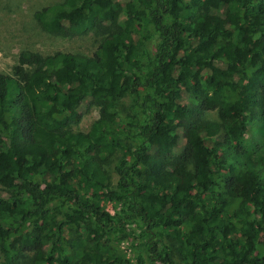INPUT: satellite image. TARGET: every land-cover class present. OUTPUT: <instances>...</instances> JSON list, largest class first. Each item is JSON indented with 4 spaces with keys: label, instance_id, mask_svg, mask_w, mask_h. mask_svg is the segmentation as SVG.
<instances>
[{
    "label": "trees",
    "instance_id": "trees-1",
    "mask_svg": "<svg viewBox=\"0 0 264 264\" xmlns=\"http://www.w3.org/2000/svg\"><path fill=\"white\" fill-rule=\"evenodd\" d=\"M33 19L100 39L0 72V264H264V0H62ZM84 107L98 117L74 132Z\"/></svg>",
    "mask_w": 264,
    "mask_h": 264
},
{
    "label": "rangeland",
    "instance_id": "rangeland-1",
    "mask_svg": "<svg viewBox=\"0 0 264 264\" xmlns=\"http://www.w3.org/2000/svg\"><path fill=\"white\" fill-rule=\"evenodd\" d=\"M62 0H0V72L9 74L20 51L28 50L42 55L55 52L79 53L90 56L98 45L100 37L98 32L88 33L84 36L55 37L41 31L33 19V13L40 8L60 3ZM128 99L122 98L119 102L120 110H126ZM81 118L71 126L74 132L86 133L98 117L94 107L80 109ZM213 116V114L211 113ZM259 129L264 128L259 124ZM112 159L105 168L109 174L110 183L114 185L116 177L112 170ZM112 213V205H104ZM118 251L125 258L131 259L132 252L127 243L118 246Z\"/></svg>",
    "mask_w": 264,
    "mask_h": 264
}]
</instances>
